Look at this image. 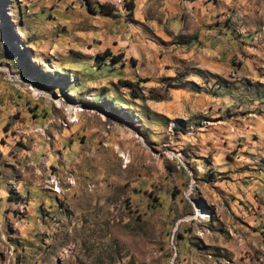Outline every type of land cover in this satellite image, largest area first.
Masks as SVG:
<instances>
[{"label":"rangeland","instance_id":"obj_1","mask_svg":"<svg viewBox=\"0 0 264 264\" xmlns=\"http://www.w3.org/2000/svg\"><path fill=\"white\" fill-rule=\"evenodd\" d=\"M87 1L0 0V264H264V0Z\"/></svg>","mask_w":264,"mask_h":264},{"label":"built area","instance_id":"obj_2","mask_svg":"<svg viewBox=\"0 0 264 264\" xmlns=\"http://www.w3.org/2000/svg\"><path fill=\"white\" fill-rule=\"evenodd\" d=\"M129 1L130 0H103V2L119 10H122L124 8V5L127 4Z\"/></svg>","mask_w":264,"mask_h":264},{"label":"bare ground","instance_id":"obj_3","mask_svg":"<svg viewBox=\"0 0 264 264\" xmlns=\"http://www.w3.org/2000/svg\"><path fill=\"white\" fill-rule=\"evenodd\" d=\"M67 111H68V113H69L70 115H73V116H74L73 118H72V117H69V119L72 118V119H71V122L76 120L77 113H79V112H83L81 109L78 108V106H77V107L74 106L73 109H68Z\"/></svg>","mask_w":264,"mask_h":264},{"label":"trees","instance_id":"obj_4","mask_svg":"<svg viewBox=\"0 0 264 264\" xmlns=\"http://www.w3.org/2000/svg\"><path fill=\"white\" fill-rule=\"evenodd\" d=\"M85 3H86V5H87V10L88 11H90V12H95V10H93L89 5H90V3L87 1V0H85ZM103 7V5H98V8L100 9V8H102ZM124 8H125V10L126 11H128V12H130L131 11V7L129 6V4H125L124 5Z\"/></svg>","mask_w":264,"mask_h":264},{"label":"crops","instance_id":"obj_5","mask_svg":"<svg viewBox=\"0 0 264 264\" xmlns=\"http://www.w3.org/2000/svg\"><path fill=\"white\" fill-rule=\"evenodd\" d=\"M138 1V0H137ZM136 2V0H130L127 4H129V6L131 7V10H132V3H135ZM131 12V11H130Z\"/></svg>","mask_w":264,"mask_h":264}]
</instances>
